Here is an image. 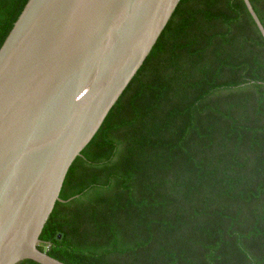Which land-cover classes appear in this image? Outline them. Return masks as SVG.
Wrapping results in <instances>:
<instances>
[{"label": "trees", "instance_id": "1", "mask_svg": "<svg viewBox=\"0 0 264 264\" xmlns=\"http://www.w3.org/2000/svg\"><path fill=\"white\" fill-rule=\"evenodd\" d=\"M29 1L0 0V50ZM60 198L38 246L68 264H264V36L244 0L180 1Z\"/></svg>", "mask_w": 264, "mask_h": 264}, {"label": "water", "instance_id": "2", "mask_svg": "<svg viewBox=\"0 0 264 264\" xmlns=\"http://www.w3.org/2000/svg\"><path fill=\"white\" fill-rule=\"evenodd\" d=\"M180 1H29L0 50V264H68L39 248L40 235Z\"/></svg>", "mask_w": 264, "mask_h": 264}]
</instances>
